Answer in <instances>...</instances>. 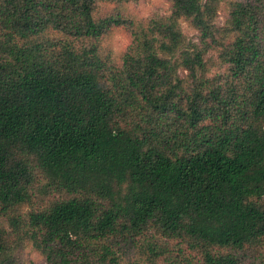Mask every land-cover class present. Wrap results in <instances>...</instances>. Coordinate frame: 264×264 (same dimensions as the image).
I'll use <instances>...</instances> for the list:
<instances>
[{
  "label": "trees",
  "instance_id": "1",
  "mask_svg": "<svg viewBox=\"0 0 264 264\" xmlns=\"http://www.w3.org/2000/svg\"><path fill=\"white\" fill-rule=\"evenodd\" d=\"M138 1L0 0V264H264V0Z\"/></svg>",
  "mask_w": 264,
  "mask_h": 264
},
{
  "label": "rangeland",
  "instance_id": "2",
  "mask_svg": "<svg viewBox=\"0 0 264 264\" xmlns=\"http://www.w3.org/2000/svg\"><path fill=\"white\" fill-rule=\"evenodd\" d=\"M227 0H220V3L223 4ZM129 10L133 12L136 16L145 18L148 17L153 12L158 13H167L168 12V3L167 0H139L136 4L129 6ZM224 19L223 11L220 10L217 17V22L222 23ZM181 30L186 35L187 38L195 40V32L187 24H181ZM127 44H129V37L125 33H115L111 38V48L114 53L122 50ZM210 57H213L210 55ZM21 257L17 264H28L30 261L33 264H39L38 255L29 250L25 249L21 252Z\"/></svg>",
  "mask_w": 264,
  "mask_h": 264
}]
</instances>
